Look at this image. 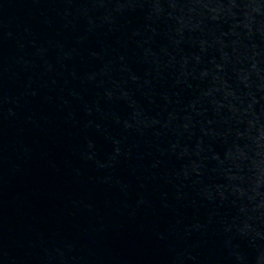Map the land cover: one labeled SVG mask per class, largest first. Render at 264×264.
<instances>
[{"label": "water", "instance_id": "95a60500", "mask_svg": "<svg viewBox=\"0 0 264 264\" xmlns=\"http://www.w3.org/2000/svg\"><path fill=\"white\" fill-rule=\"evenodd\" d=\"M0 264H264V0H0Z\"/></svg>", "mask_w": 264, "mask_h": 264}]
</instances>
